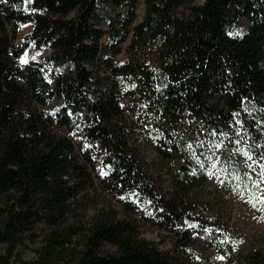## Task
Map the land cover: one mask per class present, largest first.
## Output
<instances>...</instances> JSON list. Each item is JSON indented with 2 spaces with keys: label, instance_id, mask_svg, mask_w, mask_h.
Here are the masks:
<instances>
[{
  "label": "trees",
  "instance_id": "16d2710c",
  "mask_svg": "<svg viewBox=\"0 0 264 264\" xmlns=\"http://www.w3.org/2000/svg\"><path fill=\"white\" fill-rule=\"evenodd\" d=\"M196 1L146 0L143 21L132 27L138 0H0V264H15V247L37 225L53 229L40 258L18 264H192L196 235L225 253V232H209V217L198 224V211L207 210L195 204V190L207 172L181 164L161 195L129 144L117 94L91 69L103 23L113 45L131 33L157 40L161 65L144 95L161 118L174 124L190 115L227 143L240 141L264 167V0ZM27 24L29 42L52 50L45 63L19 61L29 44L14 39ZM96 180L126 216L103 209L81 232L63 228L71 201ZM138 222L172 235V249L143 238ZM74 235L79 246L68 244ZM233 264H264V251L250 249Z\"/></svg>",
  "mask_w": 264,
  "mask_h": 264
},
{
  "label": "rangeland",
  "instance_id": "374dc122",
  "mask_svg": "<svg viewBox=\"0 0 264 264\" xmlns=\"http://www.w3.org/2000/svg\"><path fill=\"white\" fill-rule=\"evenodd\" d=\"M145 2L138 0L136 20L132 27L143 21ZM203 2L198 0L196 4ZM192 5L194 3L185 4L175 13L182 17L189 13ZM114 12L117 10H112L111 16ZM32 28V24L22 26L14 39L15 45L29 44L19 61L45 63L51 57L52 50L49 46L37 48L29 42ZM100 28L106 33L101 41L100 58L91 69L96 77L106 79L117 94L129 144L138 153L156 190L161 195L170 192L174 184V171L188 161L208 174L207 181L195 190V204L204 205L207 210L198 211V224L202 225L209 217V232H225L221 243L225 253L222 255L215 251L209 236L196 235L192 264H233L237 257L250 249L264 251V167L260 161L249 154L240 141L227 143L205 130L190 115L183 116L177 123H166L144 95V92H148L149 78L161 65V44L151 37L134 40L131 33L126 42L113 45L107 23ZM126 71L134 73L136 79L130 80ZM143 85L146 90L142 89ZM169 145L178 148L177 153L172 152L167 147ZM70 208L71 215L62 227H79L80 232L88 228L92 218L103 209L117 210L121 218L126 216L117 197L99 180L95 181L93 188L72 200ZM138 225L143 238L154 241L162 250L172 249V235L142 222H138ZM52 231L45 225L35 226L24 243L15 247L11 262L38 261L46 238ZM65 232L61 231L62 234ZM81 239V235H74L68 244L79 246ZM5 254V246L2 245L0 256Z\"/></svg>",
  "mask_w": 264,
  "mask_h": 264
}]
</instances>
